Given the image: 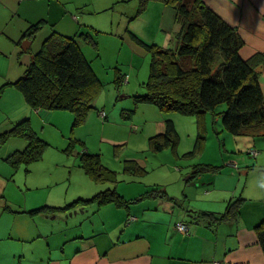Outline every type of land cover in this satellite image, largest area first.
Instances as JSON below:
<instances>
[{"label": "crops", "instance_id": "obj_1", "mask_svg": "<svg viewBox=\"0 0 264 264\" xmlns=\"http://www.w3.org/2000/svg\"><path fill=\"white\" fill-rule=\"evenodd\" d=\"M127 1L129 0H116L118 3ZM136 1L138 7V0ZM203 2L238 33L242 40L239 49L241 58L244 60L255 58V69L260 66V70H256L257 81L264 99V0H203ZM88 4L87 0H0V86L14 82L23 75L32 53L37 52L43 40L50 35L73 37L86 58L85 51L89 49L88 45L97 47L98 43L91 32H100L98 28L93 27V23L86 16L91 11L78 14V11ZM147 11L152 12L155 18L158 16L164 21L165 32L178 31L179 26L175 23L174 12L164 0H148L141 13H136V8L131 16L121 11L116 19L119 23L118 29L121 26V29L127 32L130 24L128 21L139 17L145 19ZM32 25L34 32L28 36V29ZM110 26L113 28L112 24ZM130 32L128 31L126 39L132 50L129 73L123 74L116 69L114 75L121 74L122 83L128 85L133 80L131 86L136 84L139 78L137 72L133 77L130 75L135 70L134 58L137 56L144 60L142 62L144 66L147 50L133 41ZM79 33L87 37L82 38ZM135 36L140 38L136 34ZM27 38L30 45L25 51L21 43ZM160 44L166 46L167 41L164 40ZM89 63L91 65L90 61ZM145 81L139 84L143 86ZM128 92L130 91H126L123 96L129 97L131 93ZM152 105L154 106H147L145 112L150 113L154 118L152 121L148 119L142 121V130L147 128L146 131L152 132L153 135L161 134L165 131V120L168 117L162 116V111L155 104ZM27 106L29 108H26ZM134 106L130 109H122V111H130L128 115L124 114V117L127 116V119L132 117L139 103ZM93 110H96L94 103L85 120L74 125V115L71 111L33 108L26 103L22 93L14 85L9 84L5 85L0 93V112L5 116L3 120L0 115V132L9 129L22 119H28L32 130L39 138L42 136L46 141L40 139L47 143L42 157L35 163H39L44 155H52L53 152L48 147L54 148L55 145L52 146L53 142L49 137L62 142L61 146L66 143L63 151L68 155L77 149L76 146H80L81 151L85 149L89 152L90 149L84 140L74 137L76 131L74 128L96 123V116L99 115L95 116ZM101 110L104 112V117L99 116L101 123L99 121L98 123L104 128L107 124L102 121L107 119V111L111 110L106 104H103V108L99 111ZM99 111L96 110V113ZM207 113L201 118L202 124L207 119ZM170 119L173 121L172 118ZM233 136L236 145H241L254 159L252 161L244 157L242 164L234 160L226 161L227 166L235 169L245 167L237 177L235 190L228 196V194H212L209 187H204L206 194L186 195L189 200H199L201 207L191 204L180 207L178 214H175L173 208L176 195L168 194L165 190L156 187L145 192L152 195L120 194L123 199L131 200L126 206L112 202L99 205L89 201L77 202L72 207L52 212L48 210L31 212V210L40 206L63 207L78 198L88 199L100 189L87 185V194L27 195L24 201L11 205L12 207L2 199L0 201V264H264V256L254 231L256 224L264 217V138H253L248 135ZM8 140L11 144L5 146L6 156L26 146V141L22 138L11 137ZM258 140L261 142L259 146L256 142ZM175 145H172L173 149L177 147ZM249 150H256L257 154L252 155ZM81 151H75L80 169H82ZM2 154L1 152L0 155L3 156ZM222 158L225 159L223 155ZM128 160L135 162L143 169V173L145 172L140 162L135 159ZM29 165L26 166L27 172ZM194 170L184 178V181L188 182L198 174ZM83 173L93 183L103 184L93 181L84 171ZM192 174L195 175L190 177ZM238 186L240 192L236 195ZM126 188L124 186L122 189ZM236 198L244 200L239 213L234 218L210 224L209 221L197 217L202 212L218 215L225 210L229 200ZM146 199L150 200L144 201ZM221 208L224 210L220 211ZM184 211L191 222L186 223L181 218L180 215ZM173 217L175 223L190 224L188 234H182L175 229V223H172Z\"/></svg>", "mask_w": 264, "mask_h": 264}, {"label": "trees", "instance_id": "obj_2", "mask_svg": "<svg viewBox=\"0 0 264 264\" xmlns=\"http://www.w3.org/2000/svg\"><path fill=\"white\" fill-rule=\"evenodd\" d=\"M147 1L138 0L136 13L145 9ZM164 2L172 8L175 23L179 26L173 37L174 48L145 43L130 32L133 41L146 48L150 55L149 74L143 83L145 92L133 95L135 105L152 103L163 112L194 115L198 123L197 138L193 150L187 152V155H192L202 147L204 134L201 118L207 112L220 117L223 128L232 135L264 138V99L257 81L255 58H241L239 49L242 40L238 33L203 0ZM32 27L28 29V36L34 32ZM78 35L87 37L83 33ZM122 82L123 76L116 74L114 85L117 87ZM9 84L14 85L33 108L71 111L74 125L85 120L102 87V82L83 56L75 39L60 35L45 38L39 50L32 53L23 75L14 82L1 85L0 93ZM223 104L225 108L220 110L219 106ZM129 112L123 111L125 115ZM11 137L26 141L23 149L13 151L4 159L13 169L20 164L26 167L39 160L47 147V143L32 130L28 119H22L1 131L0 145ZM177 137L173 121L167 118L165 131L151 136L148 139L149 147L152 151H161L175 145ZM80 166L93 181L113 184V187H105L88 199L78 198L63 207L40 206L31 212L64 210L77 202L94 201L99 205L112 202L126 206L131 201L123 199L117 192L116 173L101 164L98 154L83 149ZM209 167L195 164L194 172L199 173ZM123 171L143 173L140 166L129 160L124 162ZM146 195L152 194L142 196ZM243 200H229L225 210L218 215L202 212L197 217L210 224L234 218ZM254 231L264 256V217L256 224Z\"/></svg>", "mask_w": 264, "mask_h": 264}, {"label": "rangeland", "instance_id": "obj_3", "mask_svg": "<svg viewBox=\"0 0 264 264\" xmlns=\"http://www.w3.org/2000/svg\"><path fill=\"white\" fill-rule=\"evenodd\" d=\"M87 2L89 4L79 10L78 14L91 11L86 16L93 23V27L100 30L98 33L91 32V35L97 39V47L88 45L89 49L85 51L86 58L91 62L94 72L102 82L100 92L93 103L97 111L103 108V104H106L111 111H107L108 117L102 121L107 125L102 128L98 123V121L101 123V119L96 116L98 112L93 110L96 123H89L84 127L75 126L74 137L82 138L90 149L89 152L98 153L101 164L115 171L118 181L117 187H115L119 194H147L145 192L151 191L153 187L165 190L168 194H175L177 197L173 205L175 214H178L180 207L190 204L201 207L199 200H189L186 195L206 194L204 187H209L212 194H228V196L232 194L237 185V177L240 175L241 169L245 167L235 169L227 166L225 163L228 162L226 161L234 160L242 164L244 157L252 159V161L254 159L246 153L241 145H236L235 137L225 131L220 117L207 113L205 125H202L204 134L202 147L196 149L192 155H187V152L193 150L197 138L198 123L194 115L162 111V116L172 119L175 117L173 121L178 137L176 148L173 149L170 146L159 152H153L149 147L148 137L153 135L152 132H147V128L142 130V121L145 119L152 121L154 118L150 113L145 112L147 106L153 107L154 105L139 103L130 119L124 117L122 109L135 107L133 95L145 92V88L139 82L145 81L149 74V55L145 52L147 56L144 66H142L144 60L137 56L134 58L135 70L130 75L133 77L136 72L139 75L135 86L133 84L130 86L133 80L129 85L121 83L117 86L118 88L114 85L116 69H119L123 74L129 73L130 59L132 58V50L126 41L128 32H124L121 26L118 29L119 23L116 19L120 16L121 11L127 16L133 15L137 8V1L129 0L118 3L116 0H87ZM128 22H130L128 31L139 36L141 41L154 43L163 48H174L175 32L173 30L165 32L164 21L158 16L156 18L155 15L152 16V12L147 11L145 19L139 17ZM111 24L113 28H111ZM120 35L122 36L120 37ZM164 40L167 41L166 46L160 44ZM126 68L127 70H125ZM126 91H130L128 92L131 93L129 97L123 96ZM224 108V104L219 106L220 110ZM1 118L4 120L5 116L1 115ZM153 124L151 123V125ZM38 131L42 132L40 129ZM40 138L44 139L42 136ZM49 138L54 143L52 146L55 145L54 148L48 147L53 152L52 155H44L43 159L38 161L39 163H31L28 172L24 164L13 169L4 160L7 149L5 146L8 147L11 141L8 140L5 145H0V154L3 153V156L0 155V201L4 199L11 206L19 204L26 199L27 195L32 194H87V185L100 190L105 187H113V184L109 183H93L78 167L75 151H81L80 146H76L77 149L68 155L63 151L66 143L61 146L62 142L54 140L52 137ZM256 142H258V146L261 144L259 140ZM222 155L225 159L222 158ZM76 159L77 162H75ZM128 159L140 162L145 168V172L141 175H129L128 172H124L123 165ZM195 164L211 167L199 172L188 182L184 181V178L194 170L193 165ZM124 186L127 187L125 190L122 189ZM240 186L237 187L236 195L240 192ZM35 187L37 188L35 189ZM148 200L150 199L144 201ZM186 214V211L182 212L181 218L186 223L191 222L190 217H187ZM174 217L176 218V216ZM174 217L172 223H175ZM188 225L190 224L188 223Z\"/></svg>", "mask_w": 264, "mask_h": 264}, {"label": "built area", "instance_id": "obj_4", "mask_svg": "<svg viewBox=\"0 0 264 264\" xmlns=\"http://www.w3.org/2000/svg\"><path fill=\"white\" fill-rule=\"evenodd\" d=\"M98 115L103 118L104 117V112L101 110L98 112ZM249 153L252 155H256L257 151L256 150H249ZM233 166H235L234 163H232ZM175 229L179 231L182 234H188V225L184 222H177L175 223Z\"/></svg>", "mask_w": 264, "mask_h": 264}, {"label": "water", "instance_id": "obj_5", "mask_svg": "<svg viewBox=\"0 0 264 264\" xmlns=\"http://www.w3.org/2000/svg\"><path fill=\"white\" fill-rule=\"evenodd\" d=\"M29 45H30V41H29L28 39H24L23 42L21 43V47H22V49L25 50V51L28 49ZM31 58H32V56H31ZM259 67H260V66H259ZM259 67L256 68L257 71L260 70Z\"/></svg>", "mask_w": 264, "mask_h": 264}]
</instances>
